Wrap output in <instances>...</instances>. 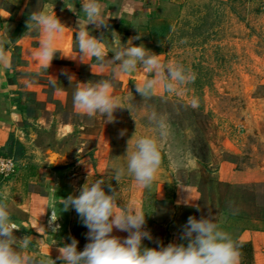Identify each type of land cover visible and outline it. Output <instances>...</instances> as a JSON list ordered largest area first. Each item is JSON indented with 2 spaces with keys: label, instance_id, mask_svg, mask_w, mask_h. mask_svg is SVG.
Here are the masks:
<instances>
[{
  "label": "crops",
  "instance_id": "0c3cea01",
  "mask_svg": "<svg viewBox=\"0 0 264 264\" xmlns=\"http://www.w3.org/2000/svg\"><path fill=\"white\" fill-rule=\"evenodd\" d=\"M184 1L99 0L103 12L113 15L109 25L120 35L121 42L126 44L130 38L140 34L141 38L133 40V44H143L149 50L152 48L149 33L153 27L177 14ZM80 3L81 0H0V34L9 33L15 45L10 54L11 68L0 66V157L8 156L12 138L24 149V156L18 161L17 174L10 179L0 177V201L7 203L11 220L20 228L14 234L18 238L25 235L33 237L27 251L37 260L50 257L56 260L59 255L57 245H53L56 240L62 246L75 238L79 242L78 250H83L88 242V229L74 209L68 218H63L59 201L67 196L65 192L68 189L73 190V195H78L84 176L115 174L112 168L117 156V143H127L125 138H117V133L108 132L105 136V132L99 129L104 118L99 115L89 118L74 109L73 93L78 84L109 79L114 67L108 66L103 70L99 66L91 68L90 65H95L94 59L86 58L85 63L80 62L74 30L66 28L57 46L62 55L77 56L76 60L57 53L47 72L41 70L29 55L38 47L39 41L38 33L26 31L29 14L45 10L47 6V10H54L66 27L75 28L78 16L84 18ZM69 6L74 12L68 9ZM89 31L98 38L103 31L104 42L110 48V30H96L89 25ZM113 55L110 52L108 58ZM64 69L75 76L72 82L60 74ZM52 76L58 78L56 87L49 83ZM144 76L138 67L131 75H121L111 81L113 97L123 103L129 96L139 95L135 83ZM163 93L164 89L160 88L156 95ZM180 139L189 142L190 136ZM163 152L168 155L169 163L166 162L165 167H171L168 173L175 175V183L172 184L174 192L170 214L163 218H146V228L151 231L154 241L158 239L165 246L172 242L181 243L182 225L189 216L199 219L211 214L240 245V264H264V203L255 194L236 190L234 195H230L219 190L222 186L231 187L237 179L236 163L224 156L228 152L227 145L213 154L211 152L212 159L208 162L201 160L187 145L179 149L168 145ZM178 159L184 161V167L176 168ZM205 168H209L214 177L212 183L203 184L196 180L197 174ZM161 172L164 173L160 167L158 173ZM182 174H187V178H181ZM123 175H130L127 167H124ZM177 179L187 191L177 186ZM169 185L163 180L155 185L162 191L157 197L164 196ZM146 191L139 188L134 180L130 183L128 203H135L143 213ZM184 200L198 205L199 210L185 205ZM117 204L122 205L118 201ZM52 211L57 218L54 224L60 226L58 232H52L48 227ZM112 235L123 238L127 233L114 229ZM143 243L155 247L151 241L144 240ZM56 264H62V261L57 260Z\"/></svg>",
  "mask_w": 264,
  "mask_h": 264
},
{
  "label": "clouds",
  "instance_id": "9594fccd",
  "mask_svg": "<svg viewBox=\"0 0 264 264\" xmlns=\"http://www.w3.org/2000/svg\"><path fill=\"white\" fill-rule=\"evenodd\" d=\"M80 5L84 18L81 19L77 15L75 28L66 27L54 10H47V6L45 10L31 12L26 21V31H35L39 35L38 47L30 51L29 55L41 70L49 72L57 53L62 57H69L62 55L57 46V41L64 35L66 28L74 30L80 62L85 63L86 58L94 59L95 65L90 67L99 66L102 70L114 66L109 79L78 84L73 93V106L78 114L89 118L99 115L104 118L105 123H115L114 113L118 109L131 111L113 97L111 81L121 75H131L138 67L145 76L139 83H135V89L143 99H150L160 88L169 94L176 93L179 86L195 80V75L182 66L171 62L164 64L159 58L160 55L143 44L134 45L133 40L140 39V34L130 38L126 44L122 43L120 35L111 30L109 25V19L113 15L103 12V5L99 0H81ZM68 9L73 11L71 6ZM89 25L94 26L96 30L111 31L110 48L104 42V32L101 31L98 38L91 34ZM14 47L9 33L0 34V66L3 68H11L10 54ZM110 52L114 54L111 59L108 58ZM77 56L69 58L76 60ZM60 74L70 82L75 79L66 69L61 70ZM52 77L49 83L56 87L58 78ZM191 107H198L195 99L191 101ZM132 118L137 129V121L133 115ZM147 120L155 135L141 136L133 145L135 132L127 141L126 152L127 173L141 189L151 188L162 164V151L172 136V127L165 114L152 111L147 114ZM125 134L126 130L119 133L121 137ZM175 164L176 168L184 167L183 160L178 159ZM114 172L112 179L120 184L124 169H114ZM104 184L103 179H97L92 184L86 182L78 190V195L61 197L59 204L62 211L74 209L88 229V242L83 250L79 251V242L75 238H71L70 243H63L62 246L56 240L53 243L57 245L59 253L56 260L51 257L37 260L34 255L28 253L33 237L25 235L18 238L14 234L20 228L11 220L7 203L0 201V264H56L57 260L62 261V264H240V245L219 226L211 214L199 219L189 216L180 232L179 238L183 242H172L165 246L158 239L154 241L151 231L146 228V214L135 203L118 206L116 189L108 184L109 192H106ZM176 184L187 191L179 179ZM183 203L199 210L198 205H191L188 200ZM55 221L57 218L52 211L48 225L52 232H58L60 229L58 224H54ZM114 229L126 232L127 236L122 238L112 235ZM37 232L40 233L38 230ZM144 240L154 241L157 247L144 245ZM48 255L50 256L49 253Z\"/></svg>",
  "mask_w": 264,
  "mask_h": 264
},
{
  "label": "rangeland",
  "instance_id": "374dc122",
  "mask_svg": "<svg viewBox=\"0 0 264 264\" xmlns=\"http://www.w3.org/2000/svg\"><path fill=\"white\" fill-rule=\"evenodd\" d=\"M149 34L151 51L160 55L164 64L182 66L195 75V80L179 86L173 94L164 91L150 99L134 95L124 100L122 104L131 109L137 129L129 109H118L114 113L116 122L103 124L102 120L99 129L105 136L108 132L117 133V138L121 130H126L122 137L126 141L136 132L132 138L134 145L141 136L155 135L147 114H165L172 127L165 148L187 145L208 162L212 159L210 153L226 144L231 153L224 156L236 163L238 171L231 187L222 186L220 192L234 195L236 190L243 191L258 195L264 203V0H185L177 14L159 21ZM193 99L198 102L197 108L191 107ZM183 136H190L189 142H182ZM126 144L117 143L113 170L127 167ZM163 151L164 173H158V179L145 192L146 218L170 214L175 175L168 173L171 167H165L169 161ZM209 171L202 170L196 180L212 183L214 177ZM114 175L84 176L81 183L103 179L105 191L109 192L111 184L118 193V203L127 204L134 179L122 175L118 184L112 179ZM181 178L186 179L187 174ZM161 180L170 187L164 196L157 197L162 191L155 185ZM65 193L73 195V190ZM59 210L63 218L70 216L71 209L65 212L61 206ZM151 245L157 247L154 241Z\"/></svg>",
  "mask_w": 264,
  "mask_h": 264
},
{
  "label": "built area",
  "instance_id": "2783aa9c",
  "mask_svg": "<svg viewBox=\"0 0 264 264\" xmlns=\"http://www.w3.org/2000/svg\"><path fill=\"white\" fill-rule=\"evenodd\" d=\"M18 171V161L12 157H0V177L3 179L13 178Z\"/></svg>",
  "mask_w": 264,
  "mask_h": 264
},
{
  "label": "trees",
  "instance_id": "16d2710c",
  "mask_svg": "<svg viewBox=\"0 0 264 264\" xmlns=\"http://www.w3.org/2000/svg\"><path fill=\"white\" fill-rule=\"evenodd\" d=\"M24 156V149L20 142L11 139L8 157H12L15 161H19Z\"/></svg>",
  "mask_w": 264,
  "mask_h": 264
}]
</instances>
